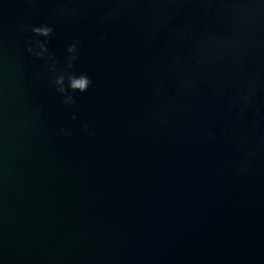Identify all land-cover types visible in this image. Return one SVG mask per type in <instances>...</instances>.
<instances>
[{"label":"water","instance_id":"95a60500","mask_svg":"<svg viewBox=\"0 0 264 264\" xmlns=\"http://www.w3.org/2000/svg\"><path fill=\"white\" fill-rule=\"evenodd\" d=\"M0 264H264V0H0Z\"/></svg>","mask_w":264,"mask_h":264}]
</instances>
